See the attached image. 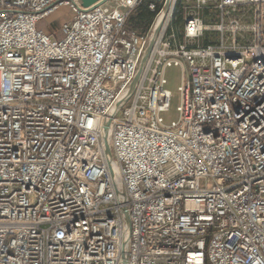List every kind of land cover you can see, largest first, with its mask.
Segmentation results:
<instances>
[{
    "label": "built area",
    "instance_id": "1",
    "mask_svg": "<svg viewBox=\"0 0 264 264\" xmlns=\"http://www.w3.org/2000/svg\"><path fill=\"white\" fill-rule=\"evenodd\" d=\"M189 1L130 93L163 0H0V264H264V0Z\"/></svg>",
    "mask_w": 264,
    "mask_h": 264
},
{
    "label": "rangeland",
    "instance_id": "2",
    "mask_svg": "<svg viewBox=\"0 0 264 264\" xmlns=\"http://www.w3.org/2000/svg\"><path fill=\"white\" fill-rule=\"evenodd\" d=\"M186 4H193V1L189 0H173L171 3L170 11L172 12V15L167 20L168 22V31L167 32H174L178 36L179 26L181 24V18L180 14L182 15V25H184V16H185V10L183 9L184 5ZM165 6V0L159 5V9H157L156 12L150 10L155 13V17L153 19V22L150 25V28L148 32L150 31L153 26L156 25L158 11L161 9H164ZM181 11V12H179ZM199 15L204 19L205 23H221V13L218 10H210V14L206 12L205 10L200 11ZM72 16L70 10L67 8H62L58 12L54 13L51 17L43 19L39 26L40 28H43L45 31L50 32L53 37H61L62 33L60 31V28L62 24ZM205 36L208 37H215L217 36L221 38V32H206ZM225 36H228L227 32L225 33ZM206 37L202 38V42L206 41ZM181 75L182 71L181 68L173 67L168 70V86L167 88L171 91L173 100H172V107L171 110L164 114V118L166 122H172L178 118V111L177 107L180 104V92H179V86L181 85ZM201 185L203 187L206 186V181L203 179L201 181Z\"/></svg>",
    "mask_w": 264,
    "mask_h": 264
},
{
    "label": "water",
    "instance_id": "3",
    "mask_svg": "<svg viewBox=\"0 0 264 264\" xmlns=\"http://www.w3.org/2000/svg\"><path fill=\"white\" fill-rule=\"evenodd\" d=\"M82 1V6L85 8V7H90L98 2H103L105 0H81ZM170 7H171V0H166L165 2V6H164V9L162 10V13H161V20L159 23H157L154 28H153V31L151 33V38H150V42H149V45L144 53V56H143V59H142V62H141V65H140V68H139V71L136 75V78L132 84V87H131V92H133V90L135 89L137 83L139 82L143 72H144V69L149 61V58L151 56V53H152V50L155 46V43L157 41V38L161 32V29L163 27V24L166 20V17H167V14L170 10ZM110 126L108 125L106 127V130H105V152H106V155H107V158H108V161L110 163H112V154H111V149H110V143L108 141V137H107V131H108V128ZM124 213H125V216H126V221H127V226L128 228L130 227V219H129V215H128V210L125 209L124 210ZM124 263H126V259H124Z\"/></svg>",
    "mask_w": 264,
    "mask_h": 264
},
{
    "label": "trees",
    "instance_id": "4",
    "mask_svg": "<svg viewBox=\"0 0 264 264\" xmlns=\"http://www.w3.org/2000/svg\"><path fill=\"white\" fill-rule=\"evenodd\" d=\"M181 12V11H179ZM155 17V13L152 12L148 3H143L142 5L136 7L130 14L127 20V27L131 31H136L141 34L148 32L151 23ZM181 24L179 26V31H182V15L180 14ZM206 37V36H205ZM207 40V37H206Z\"/></svg>",
    "mask_w": 264,
    "mask_h": 264
},
{
    "label": "bare ground",
    "instance_id": "5",
    "mask_svg": "<svg viewBox=\"0 0 264 264\" xmlns=\"http://www.w3.org/2000/svg\"><path fill=\"white\" fill-rule=\"evenodd\" d=\"M161 17H162L161 15H159V16L157 17L156 24L160 22ZM110 133H111V127H109V128H108V131H107L108 141L110 140Z\"/></svg>",
    "mask_w": 264,
    "mask_h": 264
}]
</instances>
